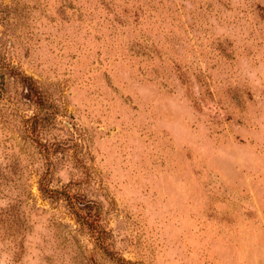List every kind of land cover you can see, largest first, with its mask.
I'll return each mask as SVG.
<instances>
[{
    "label": "rangeland",
    "instance_id": "obj_1",
    "mask_svg": "<svg viewBox=\"0 0 264 264\" xmlns=\"http://www.w3.org/2000/svg\"><path fill=\"white\" fill-rule=\"evenodd\" d=\"M0 264H264V0H0Z\"/></svg>",
    "mask_w": 264,
    "mask_h": 264
},
{
    "label": "trees",
    "instance_id": "obj_2",
    "mask_svg": "<svg viewBox=\"0 0 264 264\" xmlns=\"http://www.w3.org/2000/svg\"><path fill=\"white\" fill-rule=\"evenodd\" d=\"M28 92H34V93H36L37 92V89L35 88V87H28Z\"/></svg>",
    "mask_w": 264,
    "mask_h": 264
}]
</instances>
